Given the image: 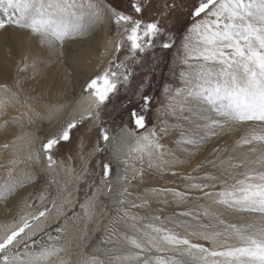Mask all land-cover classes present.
<instances>
[{"label":"snow or ice","instance_id":"snow-or-ice-1","mask_svg":"<svg viewBox=\"0 0 264 264\" xmlns=\"http://www.w3.org/2000/svg\"><path fill=\"white\" fill-rule=\"evenodd\" d=\"M153 4L154 0H130L133 14H126L105 0H0V33L7 35L13 29L27 32L48 56L24 55L16 69L17 77L21 72L28 75L12 84H0V132L8 133L13 125L36 120L55 122L54 130L38 146L30 134H13L10 142L0 144V149L11 150L7 164L0 165L6 170L0 176V205L16 212L11 219L0 221V264H264V0H192L190 5L185 0H164L156 9L157 15L187 12L179 45L177 37L159 19L145 21L144 14ZM106 24L116 26L119 39L108 41L103 69L85 81L71 111L67 103L45 102L42 94H30L34 88L24 87L54 62L67 64L71 76L79 57L65 59V45L84 40L97 26ZM158 45L163 49L175 46L183 65L182 87L173 90L174 103L168 105L173 115L179 113V118L191 126L190 134L181 126L183 143L199 148L212 136L230 131L233 125H248L235 142V147L248 146L246 153L202 161L191 173L181 176L183 190L151 189L157 197L171 195L177 205L198 202L194 208L164 219L151 213L144 217L132 214L131 208L146 207L149 202L142 197H137L139 203L128 201L132 181L144 176L135 160L143 162L147 158L149 169L165 172L172 164L185 163L164 159V145L154 129L136 137L137 129L146 128L145 112L152 98L143 91V85L133 93L141 103L126 108L132 127L125 124L116 130L101 121L104 108L118 96L121 87L127 89L132 82L129 61L137 62ZM205 106L222 119L207 123ZM10 109L17 114L4 119ZM87 122H91L87 131H100L80 171L73 175L69 168L63 187L58 185L54 196L47 187L36 199L31 194L22 196V190L40 178L38 171L29 170L30 165L43 167L46 162L49 170L58 166L55 151L70 142L73 130ZM204 128L209 131L202 134ZM228 151V147L216 148L212 154ZM97 152L107 157L99 181L100 161L91 172L87 168L88 159ZM121 163L126 167L118 170ZM129 165L131 176L127 174ZM85 174L86 195L77 205L72 193ZM171 174L180 175L176 171ZM47 184L51 187L56 181ZM102 191L111 194L110 206L123 213L118 219L130 231L116 236L118 247H105L116 232L113 228L109 233L110 220L105 227L108 235L93 244L89 252H76L73 259L70 249L80 245L74 242L70 225L74 228L78 223L96 222V194ZM202 201L208 203H199ZM126 202L130 208L124 207ZM229 213L246 215L230 220ZM141 219L146 222L137 223ZM52 224L55 227L49 230Z\"/></svg>","mask_w":264,"mask_h":264},{"label":"bare ground","instance_id":"bare-ground-1","mask_svg":"<svg viewBox=\"0 0 264 264\" xmlns=\"http://www.w3.org/2000/svg\"><path fill=\"white\" fill-rule=\"evenodd\" d=\"M111 26L112 24H106L103 26H97L95 29V33H92L93 35L88 36L85 38L86 40V46L85 48H82L81 45L77 42L70 41L68 44L72 45L75 52L73 53H65V59H68L71 55H77L79 57L78 64L76 65V71L77 75L75 76V81L71 82L68 71H66L68 65L67 64H61L59 62H54L49 64L47 67H44L43 75L38 76L37 80L40 79V82L37 83V80L35 82L37 83V86L41 90L49 89V85L56 84V80H59L65 87L72 86L71 89H73L74 94L68 93L62 88L61 86H58L56 90L44 91L41 92L43 97H46L48 101L45 102H51L55 100L56 98H62L66 99L65 103L69 105L68 111H71V108L74 106L75 98L79 96V94L82 91V87L85 83V81L96 74L97 72L101 71L104 67V62L106 61L107 57L103 55L105 51V47L108 46V41L113 39L111 35ZM10 33L16 39L19 43L21 48V53L19 55H14L13 53H7L4 55H1L0 57V84H12L15 79L19 78L21 80L24 79L25 76L28 75L27 72H21L19 73V77H17V66L22 59L24 55L34 56L39 55L45 59H48L47 52L45 50H42L40 46L37 44L35 38H32L29 36L27 32L20 31V30H11ZM10 35V34H9ZM13 40V39H12ZM81 43V42H80ZM91 44H94L90 46ZM96 47L97 49H93L92 47ZM68 48V47H67ZM52 60H55V57H51ZM180 61V60H179ZM30 71V70H29ZM51 71V74L48 76L47 72ZM11 72L13 73L11 74ZM23 74L22 77H20ZM34 80H28L24 85L27 83H31ZM181 81V80H179ZM182 87V84L177 86V88ZM56 87H54L55 89ZM62 96L60 95V92H63ZM45 93H50V96ZM174 94L170 97V99L166 102V105L162 111L160 118V122L158 125H156L153 129L157 132L159 137V143L164 145L163 153H164V159L168 161H175L177 159L185 161L183 164H172L169 166V171H161L158 169H149L147 164V158L143 162L139 160H135L136 167L142 168L144 170V176L143 178L137 176L136 180L132 181V186L129 188V192L132 193L130 197H128V201L136 200V202H141L140 200H137V197H142L146 200H148V204L146 207L141 208H131V213L135 214L139 217H144L147 213L155 214L161 216L162 219L167 217H174L176 213L184 210H188L191 208H194L195 205L198 203L197 201H189L185 204L177 205L171 195H168L167 197H157L154 194L151 193L152 188H163V187H176L183 190V181L181 179V176L184 174L191 173L193 169L200 164L202 161L205 160V157H201L202 155V147L203 144L196 148L194 146L191 147V145L181 142V126L183 128L188 129L190 134V124L186 120H182L179 118V113L177 115L172 114V109L169 108V103H174L172 101V97ZM203 113L205 116L208 117L207 123L211 121L212 118L219 119L220 117H215L213 114H211V110L205 106L203 109ZM16 111L10 109L9 110V116L5 117L4 119H11L12 116L16 115ZM54 123L55 122H49L48 120H36L31 124L25 123L23 126L20 125H13L10 127V130L8 133L0 132V144L10 142L7 137L9 135L16 134V135H24V134H30L32 137L35 138L36 146L39 145V141L43 140L41 138L42 135L47 136L49 133H51L54 130ZM30 127V128H29ZM152 129V130H153ZM167 130V131H165ZM162 131V132H161ZM229 133L231 132L228 131ZM40 133L42 135H40ZM201 133H206V128L201 129ZM142 134V133H141ZM136 135V137L140 136ZM221 137V136H219ZM218 138V137H217ZM135 142V137H133V144ZM208 143V141H207ZM209 144V143H208ZM212 145V144H210ZM11 150L4 151L3 149H0V160L3 157L9 156ZM189 153H192V155H189ZM24 155L27 154V150L25 149ZM133 158L137 155L135 152H133ZM209 156L206 157L208 159ZM3 160V159H2ZM84 163H82L83 165ZM115 164V162H114ZM81 165V167H82ZM45 167H42L41 165L32 164L29 167V170L31 171H38L39 180L32 185H29L27 188L25 187L22 190V196L26 197L29 194H31L32 199H36L42 188H48V191L54 196L56 189L51 186L49 187L48 184L43 179L42 170ZM80 167V169H81ZM126 166L124 164L119 165V170H123ZM78 170V172L80 171ZM171 171H176L180 175L173 176L171 174ZM129 176L132 175V169L131 166H128V173ZM197 175H200L197 173ZM1 176V175H0ZM198 195V194H197ZM164 199H167L168 202L164 203ZM19 202V201H18ZM37 203H39L38 200H36ZM199 203H205L207 204V201H202ZM126 208H130V204L126 202L124 205ZM111 208V212L114 214L116 213V219L114 220V223L112 225H109V233H111L112 229L114 228L116 230L115 234L112 235L111 243L106 244L105 247H118L116 241V236L120 235L122 232L130 231V229L127 227V225L118 219L119 216L123 215L122 212L117 211V209L113 207ZM8 214L7 217L4 215L2 216L3 212ZM16 214L15 210L9 211L8 209L4 208L3 206L0 208V221L11 219L12 216ZM230 217V213L228 215V218ZM187 219V218H184ZM109 220H107L108 225ZM143 219L138 220L137 223L142 224L145 223ZM55 227L54 224L49 225V230L53 229ZM105 227H102L101 231V239L95 243H100L108 233L105 232ZM73 236L75 237V229L71 227ZM91 237L88 242H85V245L82 247L80 246L78 248H81L85 253L89 252L88 248L91 244L94 243V240ZM87 241V240H86ZM200 243H204L205 241H199ZM83 244V243H82ZM77 251V247H73L70 249V252L73 254L72 258L75 259L74 254Z\"/></svg>","mask_w":264,"mask_h":264},{"label":"rangeland","instance_id":"rangeland-1","mask_svg":"<svg viewBox=\"0 0 264 264\" xmlns=\"http://www.w3.org/2000/svg\"><path fill=\"white\" fill-rule=\"evenodd\" d=\"M157 1V3H156ZM105 2H110L113 4V6L117 7L118 9H122L126 14H133L132 9L129 6L130 0H105ZM164 0H154L153 7H151L145 14L144 19L145 21H149L152 19H158L160 15H157V7H162ZM177 3H179V0H177ZM185 3L190 5L192 3V0H185ZM169 16H172L175 20V24H171L170 28L173 29L176 39V45H179L180 39H181V33L183 32V26L184 23L187 21L188 16L187 12H180V13H170ZM136 18H139L138 16ZM111 35L113 36V39H119V36L117 34V28L114 24L111 26ZM95 33V31L93 32ZM10 34V35H9ZM90 35H93L92 33ZM89 35V36H90ZM13 39V40H12ZM86 39L84 40H77L74 42H77L81 45L82 48L87 47L86 46ZM18 42L10 31L5 35L4 33H0V56L7 53H13L14 55H19L21 53L20 51V44L16 43ZM81 42V43H80ZM94 44H91L92 46ZM68 47V48H67ZM93 49H97L95 46L92 47ZM10 49V51H9ZM76 50V49H75ZM74 48L70 44L65 45V53H73L75 52ZM162 48L158 47L157 49L150 50L147 53H144L137 62L129 61L132 67V82L127 86V89L124 87H121V90L118 94V96L114 97L112 102L107 105L106 108L101 112V121L104 124V126H107L112 129L118 130L119 128L123 127L125 124H127L129 127H132L128 115H127V107H135L138 106L141 103V100L138 96L133 95L134 92L140 91V86L143 85V91L147 93L152 99L150 103L149 110L145 112L146 115V128L145 129H137L136 135H139L141 133H144L148 130H152L156 125L159 124V116H161L162 111L166 105V102L170 99V97L174 94V89L177 88V86L181 85L180 80V72L183 69V65L178 59L177 56V48L174 46L172 49L165 53H157L158 51H161ZM1 58V57H0ZM123 59V55L120 57ZM1 67V65H0ZM13 72H11L12 74ZM48 76L51 74V71L47 72ZM14 75V73H13ZM77 75V72H74L71 76H69L71 82L75 81V76ZM23 74L20 76L22 77ZM40 82V79L37 80V83ZM56 84L49 85V89L41 90L37 86V83L35 80L31 83H27L24 85L26 89H35V91H31L32 96L41 95V92L44 93V91L56 90L58 86H61L64 88V90L68 93L74 94V90L71 89V85L69 87H65L59 80L55 81ZM54 87H56L54 89ZM165 87L169 88L168 92H165ZM63 92H60L59 96H62ZM50 96V93H45ZM43 101H48L46 97H43ZM66 99L62 98H56L55 100L51 101L54 102H61L65 103ZM211 114L213 116L218 117L213 111H211ZM213 119V118H212ZM219 119H222L221 117ZM210 123V121H209ZM91 122H87L84 126H82L79 130H73L72 138L70 142L68 143H62L59 146V149L55 151V156L58 160V166H56L54 169H47L46 165L44 169L42 170V177L47 183V181H50L52 179H55L56 184H52L55 189L57 186L63 187V181L65 179V175L68 172L69 168L72 170L73 175L78 172L80 169L82 163H84L85 158L89 156V153L92 152L95 143L99 136V128H92L91 131H87V129L90 127ZM30 128V127H29ZM205 129V128H204ZM248 130V125H233L231 132L222 133L220 135L212 136L208 143H203L202 147V155L201 157H208V160L216 159L217 157H226V156H241L242 154L246 153L248 150V146L243 147H235L236 140L240 139L241 136H243L246 131ZM209 129H206V132H208ZM162 132V131H161ZM40 135H42L40 133ZM221 136V137H219ZM218 137V138H217ZM9 141L13 138L12 135H9L7 137ZM42 139L45 138V135L41 136ZM83 140V147H81V141ZM182 142V141H181ZM212 144V145H210ZM193 145H191L192 147ZM195 147V146H194ZM228 147L229 151L226 153H213V149L216 148H224ZM235 147V151H232V149ZM10 156H5L0 160V165L7 164L8 159ZM100 161V168L97 170V176L96 180L99 181L103 175V163L107 160L106 156H102L100 153H95L91 156L90 159H88L87 162V168L89 172H91L97 161ZM46 164V162H45ZM115 166V164H114ZM211 166L209 165V168ZM119 170V168H118ZM5 168H0V175L3 176L5 174ZM203 171V170H202ZM199 174H202L199 173ZM72 177H69L71 179ZM88 176L87 174L84 175L82 179L78 181V188L76 191L72 193V198L76 200L77 205L79 202H81L85 195L86 191L83 188V185L87 182ZM28 187V186H27ZM26 187V188H27ZM101 188L103 189V185H101ZM98 197V203H99V210L98 214L95 218L96 222H89L87 224L85 223H78L74 227L75 229V237L73 236L74 242L76 244H79L80 246H84L85 242H88L91 237L94 240V243H97L101 239V231L102 227L107 225V220H111L112 223H114V220L116 219L117 214L111 212L110 207V195L106 191H102L101 193L96 194ZM2 205H0V208ZM3 212L1 214L5 217L8 216V214ZM246 214L240 213H230V217L228 219L235 220L238 217L244 216ZM86 232V235H85ZM53 235H56L55 232L52 233ZM87 240V241H86ZM83 243V244H82ZM88 248V250H91L92 245ZM206 247H210L211 245L208 242L203 243ZM81 250V248L79 249ZM78 252V248L77 251ZM75 256V254H74Z\"/></svg>","mask_w":264,"mask_h":264},{"label":"flooded vegetation","instance_id":"flooded-vegetation-1","mask_svg":"<svg viewBox=\"0 0 264 264\" xmlns=\"http://www.w3.org/2000/svg\"><path fill=\"white\" fill-rule=\"evenodd\" d=\"M156 3H157V1H156ZM156 19V18H155ZM159 20H160V22H161V25L168 31V32H170V33H172L173 35H175L174 34V31H173V29L172 28H170V26H171V24L173 25V24H175V20H174V18H172V16H162V15H160L159 16V18H158ZM113 37V36H112ZM163 39H165L166 40V37L165 38H163ZM163 42V41H162ZM159 47V45L156 47V49ZM170 49H163L162 48V50L161 51H158L157 53H165V52H167V51H169ZM46 165V164H45Z\"/></svg>","mask_w":264,"mask_h":264}]
</instances>
